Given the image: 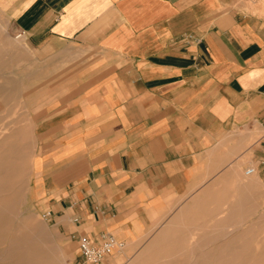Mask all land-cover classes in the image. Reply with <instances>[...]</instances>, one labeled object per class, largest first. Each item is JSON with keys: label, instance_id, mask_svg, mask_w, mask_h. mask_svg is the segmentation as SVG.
<instances>
[{"label": "crops", "instance_id": "obj_1", "mask_svg": "<svg viewBox=\"0 0 264 264\" xmlns=\"http://www.w3.org/2000/svg\"><path fill=\"white\" fill-rule=\"evenodd\" d=\"M0 61L3 96L42 105L30 199L71 243L124 245L101 264L204 193L264 195V0H0Z\"/></svg>", "mask_w": 264, "mask_h": 264}, {"label": "rangeland", "instance_id": "obj_2", "mask_svg": "<svg viewBox=\"0 0 264 264\" xmlns=\"http://www.w3.org/2000/svg\"><path fill=\"white\" fill-rule=\"evenodd\" d=\"M16 79L10 95L4 97L0 88V264H84L77 243L60 235L30 199L34 115L42 105L33 88L21 98L25 90ZM212 195L190 203L184 231L156 242L160 246L142 247L125 264H264V195L255 200L241 192L226 193L239 197L230 200Z\"/></svg>", "mask_w": 264, "mask_h": 264}, {"label": "built area", "instance_id": "obj_3", "mask_svg": "<svg viewBox=\"0 0 264 264\" xmlns=\"http://www.w3.org/2000/svg\"><path fill=\"white\" fill-rule=\"evenodd\" d=\"M17 35L16 38L20 37ZM246 175L253 173V169H248ZM50 212L42 213L44 220L50 219ZM77 250L80 259L84 264H100L107 256H109L116 248L122 246L116 242L111 236L102 235L97 241L91 240L88 236L82 235L77 240Z\"/></svg>", "mask_w": 264, "mask_h": 264}, {"label": "bare ground", "instance_id": "obj_4", "mask_svg": "<svg viewBox=\"0 0 264 264\" xmlns=\"http://www.w3.org/2000/svg\"><path fill=\"white\" fill-rule=\"evenodd\" d=\"M19 159H20V158H19ZM22 169H23V168H22ZM15 171H16V170H15ZM15 171H14V172H15ZM24 176H25V175H24ZM13 180H14V178H13ZM10 186H11V185H10ZM1 188H2V187H1ZM17 188H18V187H17ZM20 189H21V188H20ZM3 190H4V189H3ZM17 190H18V189H17ZM21 190H22V189H21ZM19 192H20V191H19ZM15 199H16V198H15ZM0 200H1V199H0ZM3 200H4V199H3ZM13 200H14V199H13ZM7 201H8V200H7ZM7 201H6V202H7ZM14 201H15V200H14ZM4 202H5V201H4ZM1 213H2V212H1ZM15 220H16V219H15ZM36 236H37V235H36ZM8 237H9V236H8ZM37 237H38V236H37ZM6 247H7V246H6ZM6 250H7V249H6ZM0 252H1V250H0ZM5 254H6V253H5ZM0 256H1V254H0ZM0 258H1V257H0ZM2 258H3V257H2ZM5 261H6V260H5ZM257 262H258V261H257Z\"/></svg>", "mask_w": 264, "mask_h": 264}]
</instances>
